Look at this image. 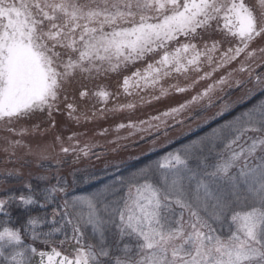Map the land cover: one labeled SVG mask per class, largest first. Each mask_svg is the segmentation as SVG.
Returning a JSON list of instances; mask_svg holds the SVG:
<instances>
[{"label":"snow or ice","instance_id":"6c2138e0","mask_svg":"<svg viewBox=\"0 0 264 264\" xmlns=\"http://www.w3.org/2000/svg\"><path fill=\"white\" fill-rule=\"evenodd\" d=\"M258 7L259 13L246 0H0V122L46 111L55 127L61 92L77 72L117 73L141 61H147L143 68L123 78V93L161 85V95H167L163 80L200 71L205 60L214 62L221 46L214 32L239 42L221 53L217 68L241 54L264 67V47H251L264 38V0ZM157 54L158 59H148ZM240 71L254 82L249 97L255 91L264 94V74L252 76L251 64H242ZM226 82L224 77L217 83ZM93 95L107 105L114 94L101 87ZM66 107L68 118L79 122L75 105ZM134 108L118 104L110 111ZM126 127L137 125H117ZM5 130L21 137L5 138L7 162H15L19 148L33 154L23 140L29 129ZM55 140L76 162L92 154V145L65 147L60 136ZM208 151L211 159L203 143L169 153L155 169L120 176L87 195L73 194L75 186L91 180L87 174L72 173L71 181L57 176L55 184L44 187L25 183L26 191L0 198L5 218L0 220V264H264V100L217 129ZM19 175L18 169H5L0 183ZM49 205L51 213L31 212ZM14 206L28 213L17 227L10 226ZM36 242L48 250H38ZM66 242L72 255L59 250Z\"/></svg>","mask_w":264,"mask_h":264},{"label":"rangeland","instance_id":"374dc122","mask_svg":"<svg viewBox=\"0 0 264 264\" xmlns=\"http://www.w3.org/2000/svg\"><path fill=\"white\" fill-rule=\"evenodd\" d=\"M246 2L250 6H256V11L259 13V0H246ZM212 35L215 39L221 40L220 49L214 56V62L208 64L205 60L200 65V71L174 74L163 80L162 86L167 90V95H161V85L148 89H133V94L130 96L123 93L120 87L123 78L131 75L137 68H143L147 61H141L123 68L117 73H107L101 76H96L94 73L90 77L88 74L77 72L76 76L64 85V90L61 92L59 100L60 111L53 114L56 121L55 127L51 126L47 112L45 113V117L40 118L41 120L37 119L34 121L36 124L40 123L38 130H34V126L36 125L25 118L14 121L11 124L0 122V173H3L5 169H18L20 173L18 178L0 183V196L8 191H18L24 186L25 182L27 183L34 179L44 184L56 183L54 181L56 177L62 176V172L69 168L65 162L71 156L75 159L73 154L65 155L61 153V144L55 140L56 136L62 138L63 146L65 147H83L84 145L81 146L80 143L85 142L87 144L92 143V146L96 148L107 149L105 152L89 155V160L96 157L99 162L92 174L94 175L91 178L92 186L90 190L80 191L81 189H75L73 193L75 195H87L95 191L97 187L112 183L120 176L127 177L131 173L138 172L141 169H155L157 164L169 153L182 151L190 146L201 143L205 146L204 154L209 155L211 159L214 154L208 151L209 138L220 126L212 128L208 131L207 135L203 136L199 141L197 140L198 142L193 145H189L190 142L180 145L181 139L194 130L200 129L207 121L214 119L229 108L244 104V101L250 98L247 90L254 89V82L252 81L247 85L248 87L244 85L243 88L226 96V102L216 108L217 112H202L198 116H193L191 110L199 109L201 106L211 103L224 93L223 91L226 88L229 89L231 86L236 87L238 85L237 82L242 84L243 79L249 76L248 72L240 71L242 64L245 67L251 64L254 70L257 64L260 63L259 59L256 62L246 60L245 54H241L240 57L231 63L217 68V64L221 59V53L230 46H236L239 42L237 40L223 39L220 33L214 32ZM180 42L185 41L182 39ZM194 42L199 47H203V41L196 40ZM172 46L174 47L175 45ZM251 47H264V38H258ZM158 55L150 56L148 59H158ZM213 69H216V71H213ZM206 73H211V75L202 79L201 77H204ZM224 77L227 78L225 84L217 83ZM101 85L108 86L110 92L114 94L109 99L107 105L100 102L93 95L95 91L99 90ZM177 87L187 90L179 92L176 90ZM210 87H212V91L209 92L208 96H203L205 90ZM84 91L88 95L81 97L80 93ZM65 96H67V100L64 99ZM197 96H201L202 98L189 103L193 100V97ZM156 97H159V99ZM261 100H264V94L260 95L257 103L254 105L259 104ZM69 103L75 105V115L81 117L79 122L68 118L66 105ZM127 103L134 104L135 108L131 110L126 109L123 112L110 111V109L118 104ZM182 104L186 105V107L180 113L169 116L163 115V113L169 112L172 108H178ZM147 107H153L154 109H149L146 113L144 109ZM102 109L103 111H101ZM93 113H95V116H93ZM85 115L88 117L87 120L84 119ZM157 116L160 119H153V117ZM130 122L135 123L137 127L117 129V125L121 123L128 124ZM7 128H15L17 130L21 128L29 129L30 134L25 135L23 140L32 146V155H27L25 148H19L16 150V157L12 158L15 162H7L9 154L3 151L6 146L5 138L7 137L11 140L21 138L6 131L5 129ZM151 132L155 134L163 132L164 134L156 137V139L148 144L146 143L136 148L130 149L129 145L124 144ZM73 134H75V138L69 140L68 138L72 137ZM177 141L180 142L177 143ZM158 151L160 152L158 153ZM42 157H46V159ZM135 159V162L129 164ZM102 170L103 172L101 173ZM41 176H46L48 178L47 181L40 180L39 177ZM0 179H2V176H0ZM35 247L38 250L42 249L40 246ZM71 249L72 244L70 242L59 246L60 251L70 255L73 254Z\"/></svg>","mask_w":264,"mask_h":264},{"label":"trees","instance_id":"16d2710c","mask_svg":"<svg viewBox=\"0 0 264 264\" xmlns=\"http://www.w3.org/2000/svg\"><path fill=\"white\" fill-rule=\"evenodd\" d=\"M213 27H215V25H213ZM184 39L183 37H181V40ZM94 74V73H93ZM257 74H264V67H255L254 70L252 71V76H255ZM96 75V74H95ZM76 76V75H75ZM74 76V77H75ZM96 76H101V75H96ZM74 77H72L71 79H73ZM253 80L250 79L249 76H246L245 79H243V83L239 84L236 86V87H233L231 86V88H226L222 93L221 95H219L214 101H212L211 103L207 104V105H204V106H201L199 109H193L191 110L193 116L196 115L198 116L200 113L202 112H207V113H213V112H217L216 108H218V106L223 103L226 102V96H229L231 95L233 92H236L238 91V89H241L243 88L244 85H249ZM101 87H104L106 88L107 90L109 89L108 86H105V85H101L99 88ZM248 87V86H247ZM110 91V89H109ZM248 91V90H247ZM262 93L258 92V91H255L254 94L249 98L247 99V101H244V104H241L239 106H235L233 108H229L228 110L222 112L220 115L216 116L214 119L212 120H209L207 121V123L202 126L200 129L198 130H194L193 132L187 134L185 136V138L181 139V142L180 141H177V143H179L180 145L181 144H185L186 142H190L189 145H193L195 144L196 142H198L201 138H203V136L207 135L208 134V131H210L212 128L214 127H219L221 128L222 126H224L225 124L229 123L230 121H232L236 116L240 115L242 112L246 111L248 108H251L253 107V105L255 103H257V100L258 98L260 97ZM220 105V106H221ZM149 109H154L153 107H147L146 109H144L146 111V113L148 112ZM213 115V114H212ZM211 115V116H212ZM41 120L40 118H36V117H33L31 118L29 121H31L33 124L35 125H39L40 126V123L39 124H36L34 123L35 120ZM164 133L163 132H157L156 134L151 132L149 134H145V135H141L140 138H134V140L132 141H129V142H125L124 144L125 145H129L128 147L131 149V148H136L137 146H140V145H145L146 143L148 144L149 142L153 141L154 139H156V137H159L161 135H163ZM198 140V141H197ZM126 141V140H125ZM87 143L85 142H81L80 145H85ZM89 145H93L92 143H89ZM131 145V146H130ZM107 151L106 148L104 149H101V148H96V147H92L91 149V153L92 154H96L98 152H105ZM160 151H158L159 153ZM89 156L88 157H83L81 156V158L79 159L78 162L75 161V159L72 158V156L70 157V159H68L65 163L69 166V168L67 170H65L64 172H62V176H59V177H62V178H65L67 179L68 181H71V174L72 173H77V174H87L89 175L90 171H91V167L93 166V169L95 170V167H97V163L98 162V158H93L92 160H89ZM140 160V159H138ZM135 160H133L132 162H130L129 164L135 162ZM141 164V163H139ZM103 171V170H102ZM56 181V179L54 180ZM31 184H33L34 186H39V187H44L46 184L42 183L41 181H37V180H32V181H29ZM26 183V182H25ZM24 183V184H25ZM28 183V182H27ZM89 183V181H86L85 183L83 184H80L78 186H75V189H82L84 188L85 186H87V184ZM21 191H26V189H24V187H22L20 190L18 191H15L16 193H19ZM11 191H8L6 192L4 195L0 196V198L4 197L7 195V193H9ZM51 209H52V205H49V207L47 209H40V208H33L31 209V212L32 214H43L44 212H48V213H51ZM10 212L12 214V218L13 220H15V223L14 224H10V226H13V227H17L20 225V223H22L23 221L26 220L27 218V215L28 213L21 209V208H18V207H12L10 209ZM5 219L3 216H0V220H3ZM46 230V228H45ZM25 241L26 243H32V241L30 239H28L27 237H25ZM35 246H40L42 248H46V247H43L45 245L39 243V242H36L35 243Z\"/></svg>","mask_w":264,"mask_h":264},{"label":"flooded vegetation","instance_id":"af4514ba","mask_svg":"<svg viewBox=\"0 0 264 264\" xmlns=\"http://www.w3.org/2000/svg\"><path fill=\"white\" fill-rule=\"evenodd\" d=\"M45 113H46V111L45 112H42V113L41 112H38V113L33 114L32 116H38V115L45 114Z\"/></svg>","mask_w":264,"mask_h":264},{"label":"water","instance_id":"95a60500","mask_svg":"<svg viewBox=\"0 0 264 264\" xmlns=\"http://www.w3.org/2000/svg\"><path fill=\"white\" fill-rule=\"evenodd\" d=\"M44 250H48V249H44ZM38 259V258H37Z\"/></svg>","mask_w":264,"mask_h":264}]
</instances>
